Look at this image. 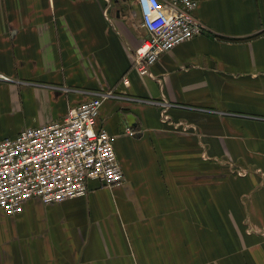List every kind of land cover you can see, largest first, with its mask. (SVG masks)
I'll return each instance as SVG.
<instances>
[{
  "label": "crops",
  "instance_id": "crops-1",
  "mask_svg": "<svg viewBox=\"0 0 264 264\" xmlns=\"http://www.w3.org/2000/svg\"><path fill=\"white\" fill-rule=\"evenodd\" d=\"M193 1L205 33L140 76L131 0H0V141L111 93L123 173L0 212V264H264V0Z\"/></svg>",
  "mask_w": 264,
  "mask_h": 264
},
{
  "label": "built area",
  "instance_id": "built-area-1",
  "mask_svg": "<svg viewBox=\"0 0 264 264\" xmlns=\"http://www.w3.org/2000/svg\"><path fill=\"white\" fill-rule=\"evenodd\" d=\"M131 1L139 8L147 34L132 52L133 68L140 76L149 75L156 61L178 44L205 33L194 16L193 0ZM110 96L97 93L60 121L25 128L0 141V212L12 217L32 200L48 206L83 197L91 181L104 188L121 185L116 135L96 127L101 105Z\"/></svg>",
  "mask_w": 264,
  "mask_h": 264
},
{
  "label": "bare ground",
  "instance_id": "bare-ground-1",
  "mask_svg": "<svg viewBox=\"0 0 264 264\" xmlns=\"http://www.w3.org/2000/svg\"><path fill=\"white\" fill-rule=\"evenodd\" d=\"M178 45H179V44H178ZM0 79H1L2 81H4V80H7V81H8V78L4 77V75H1Z\"/></svg>",
  "mask_w": 264,
  "mask_h": 264
}]
</instances>
